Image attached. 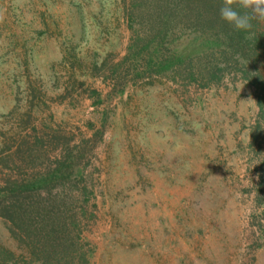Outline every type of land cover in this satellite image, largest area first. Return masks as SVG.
<instances>
[{"label":"rangeland","instance_id":"obj_1","mask_svg":"<svg viewBox=\"0 0 264 264\" xmlns=\"http://www.w3.org/2000/svg\"><path fill=\"white\" fill-rule=\"evenodd\" d=\"M126 1L0 0V182L72 158L90 264H264L255 87L136 74Z\"/></svg>","mask_w":264,"mask_h":264},{"label":"trees","instance_id":"obj_2","mask_svg":"<svg viewBox=\"0 0 264 264\" xmlns=\"http://www.w3.org/2000/svg\"><path fill=\"white\" fill-rule=\"evenodd\" d=\"M222 3L127 0L124 14L132 41L128 55L136 63H145L138 75L173 71L205 85L227 73L239 75L255 87L259 106L255 128L259 130L264 128V23L253 20L252 29L235 30L220 18ZM233 7L242 11L238 4ZM186 43L192 46L189 51ZM262 152L258 201L264 200ZM74 162L60 156L43 169L20 178L6 176L0 182V224L9 240L0 239V264H90L80 235L87 210L78 204L87 201L88 192L86 185L74 183Z\"/></svg>","mask_w":264,"mask_h":264},{"label":"clouds","instance_id":"obj_3","mask_svg":"<svg viewBox=\"0 0 264 264\" xmlns=\"http://www.w3.org/2000/svg\"><path fill=\"white\" fill-rule=\"evenodd\" d=\"M234 4L242 11L234 8ZM219 14L235 30L247 31L252 29L253 20L264 23V0H223Z\"/></svg>","mask_w":264,"mask_h":264}]
</instances>
